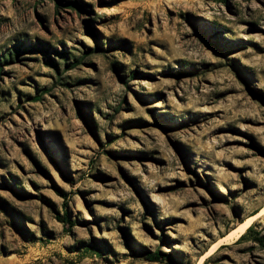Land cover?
<instances>
[{
	"label": "rangeland",
	"instance_id": "1",
	"mask_svg": "<svg viewBox=\"0 0 264 264\" xmlns=\"http://www.w3.org/2000/svg\"><path fill=\"white\" fill-rule=\"evenodd\" d=\"M0 264H264V0H0Z\"/></svg>",
	"mask_w": 264,
	"mask_h": 264
},
{
	"label": "bare ground",
	"instance_id": "2",
	"mask_svg": "<svg viewBox=\"0 0 264 264\" xmlns=\"http://www.w3.org/2000/svg\"><path fill=\"white\" fill-rule=\"evenodd\" d=\"M257 218V216L249 218L245 223L241 224L238 228L232 230L230 233L226 234L224 237H222L217 243L214 244L212 249L206 253L205 259L210 257L217 248L222 246L224 243L228 242H235L238 239H240L248 230L249 227H251L253 221ZM202 263V262H201Z\"/></svg>",
	"mask_w": 264,
	"mask_h": 264
},
{
	"label": "trees",
	"instance_id": "3",
	"mask_svg": "<svg viewBox=\"0 0 264 264\" xmlns=\"http://www.w3.org/2000/svg\"><path fill=\"white\" fill-rule=\"evenodd\" d=\"M68 5L71 6V7L72 6L74 7V6H76V2H70ZM61 219L64 220V221H69L68 214L67 213L64 214V216ZM73 224L74 223H72V225ZM251 230H252V226L247 230V232L237 242L242 241L245 238V235L248 232H250ZM162 255L163 254H161L159 252H156V253H148L145 256H146V259L148 261H150V262H159V261H163L164 260Z\"/></svg>",
	"mask_w": 264,
	"mask_h": 264
}]
</instances>
